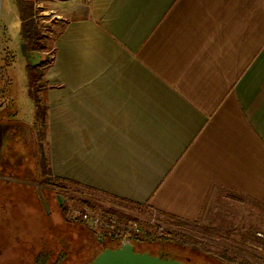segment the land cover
I'll return each instance as SVG.
<instances>
[{
	"label": "crops",
	"instance_id": "1",
	"mask_svg": "<svg viewBox=\"0 0 264 264\" xmlns=\"http://www.w3.org/2000/svg\"><path fill=\"white\" fill-rule=\"evenodd\" d=\"M23 1L58 28L29 50L17 0H0L2 72L6 51L24 55L19 89L0 74V187L37 189L34 126L6 110L35 111L26 67L49 56L38 95L53 176L193 229L257 215L245 241L263 251L264 0ZM15 135L18 158L4 153Z\"/></svg>",
	"mask_w": 264,
	"mask_h": 264
},
{
	"label": "rangeland",
	"instance_id": "2",
	"mask_svg": "<svg viewBox=\"0 0 264 264\" xmlns=\"http://www.w3.org/2000/svg\"><path fill=\"white\" fill-rule=\"evenodd\" d=\"M53 20L50 15L34 19L37 27L42 28L44 38L50 39L53 34L52 29H50L53 25ZM52 28L55 30L58 27L52 26ZM38 29L41 31L40 28ZM11 34L14 35L13 31ZM6 53L5 58L10 64L5 65L7 62L4 64V72H2L3 65H0V74L6 72L8 74L12 73L16 88L19 89L20 79L24 73L22 64L24 55L22 50L15 52L16 54L14 55L12 52L6 51ZM47 60L50 61L49 56ZM6 68L9 70H6ZM11 89L15 90V87H11ZM29 109L30 107L27 108L25 103L20 99V103L19 101L13 103L6 110V114L12 118L16 117V119L18 117L28 119L34 126L33 128L36 129L31 130L32 136H35L36 139L33 152L36 158V174L32 181H34L37 187L42 189L49 211L47 212L44 208L39 196H37L38 193L29 192V189L25 185L0 187V261L18 264V258L23 256V260L26 263H31L33 255L30 256L29 252L32 253L33 250L46 249L51 256H54L56 252L62 249L68 251V258L65 257L67 259L65 260L64 258L61 260L62 262L65 260V264H80L81 260L84 259L85 261L91 252L95 251L94 254H96V249L100 248V245L96 243L94 238L97 236L101 237V234L92 232V228L88 224L75 219L69 220L72 223L66 225L59 202L63 209H66V217H69V219L71 209H81L86 205L91 210L102 211L105 204L111 201L133 202L110 198L100 192L67 182L63 187L42 183L38 177L40 166L36 137V131L37 129L38 131L40 130L41 122L40 120H36L35 111L32 113ZM15 110L18 112L17 116L15 113L10 114ZM44 126L46 127V120ZM45 127L44 131L46 130ZM1 131L5 133L6 130L1 129ZM9 138V140H6L4 153L6 152L7 155H11L13 158H18L21 154L19 153V149H21L20 139L16 135ZM40 142L42 144V154L46 156L48 146L44 144L45 139L42 137ZM14 165L16 164L14 163ZM12 166L6 165L5 168L9 170L17 169L13 168L16 166ZM256 217L257 215L255 217L251 216L250 222H247L245 225L236 224L217 227L206 223L194 229L192 227L188 228L186 225L184 226L183 233L196 239V243H187L185 246H181L180 243H171L166 246L168 248L167 257L182 262H187L190 259V264H202L203 262H207V264H264V250L255 251L252 249V246L248 245L250 243L253 244V242L245 241V238H251V233L256 229H260L257 222L253 223V221H257ZM242 228L248 230L242 231ZM108 240H110L112 245L117 243L115 237L109 236L107 237ZM135 248L139 251L150 252L151 254L165 253V251H162L165 247L158 242L149 244L145 241H139L135 244ZM83 253L87 254L85 256L80 255ZM92 256L90 257L92 258Z\"/></svg>",
	"mask_w": 264,
	"mask_h": 264
},
{
	"label": "trees",
	"instance_id": "3",
	"mask_svg": "<svg viewBox=\"0 0 264 264\" xmlns=\"http://www.w3.org/2000/svg\"><path fill=\"white\" fill-rule=\"evenodd\" d=\"M17 6H18V8L20 10L19 14H20L21 21H22L21 22V28H20L21 39L27 44V47H28L29 50H36V51L37 50L38 51L43 50L45 48V40H44V36L42 35L41 31L38 29L37 24L35 23V21H34V19L32 17L33 16L32 3H28V2H25L23 0H17ZM48 62H49L48 60H45L44 62H42L38 66H30V65H28L26 67L29 93H30L31 98L34 101V104H35V118H36L37 121L40 120L41 126H40L39 129L43 132L42 133L40 130L38 131V129L36 131V137H37V142H38L37 154L39 156V166H40V170L38 172V176L40 177V181L42 183L48 184V185L63 187V186H65V184L67 182V183H71V184L76 185V186H81V185H78V184L73 183L71 181H68V180L53 176L51 171H50L47 158H46V156H44V154H42L43 151H42V144L40 142V139H42V137L45 138L44 122H45V115H46V106L41 101L38 93H39L40 89L43 86V82L41 81V77L43 76V71H44L43 69L48 64ZM81 187L89 189L86 186H81ZM36 191L37 190L35 189V191H34L35 194H37ZM41 192H42V189H41ZM29 204H31V203H29ZM59 206H60V209L62 211V214H63V217H64L66 225L72 223L66 217V209L65 208L63 209V207L61 206L60 202H59ZM173 222L180 223V224L182 223L181 221H179L178 219H175V218H173ZM99 237L100 236H97L96 238H94L96 243L98 245H100L99 246L100 248L96 249V251H97L96 254L102 248H104L105 246H108L107 237H109V236L101 235V237H103V242L98 241ZM108 241H110V240H108ZM139 241L140 242L145 241L146 243H149V244L158 242V243L162 244V246L165 247V248H166L167 245H169L171 243H174V244L175 243H180L181 246H185L187 243H196V239H194L192 236H189V235L184 234V233H174L172 236H170L168 238H158V237H149L148 236V237H146V238H144L142 240H132V242L134 244L138 243ZM165 248L164 249L160 248V249H162V251H165L164 254L166 255L167 252H168L167 251L168 248H166V249ZM136 250L139 251L138 249H136ZM60 251H63V252L59 253L58 260L63 258L64 255H65L64 253H66L65 250H60ZM94 253H95V251L91 252L89 257L86 258L85 261L83 259L84 262L82 264H86L87 262H90L94 258V256L96 255ZM85 254H87V253H83V254H80V255L85 256ZM157 254H159V253H157ZM47 256H48L47 254L38 253L36 258L38 260H43L44 263H47L46 262L47 261V258H46ZM90 256H92V258ZM202 264H207V262L206 263L203 262Z\"/></svg>",
	"mask_w": 264,
	"mask_h": 264
},
{
	"label": "built area",
	"instance_id": "4",
	"mask_svg": "<svg viewBox=\"0 0 264 264\" xmlns=\"http://www.w3.org/2000/svg\"><path fill=\"white\" fill-rule=\"evenodd\" d=\"M38 28L44 34L42 28ZM72 219L85 222L97 234L115 237L117 243L127 239L142 240L148 236L168 238L174 233H183L185 229L184 225L158 215L147 205L117 200L106 203L102 211L91 210L87 205L71 209L69 220Z\"/></svg>",
	"mask_w": 264,
	"mask_h": 264
},
{
	"label": "water",
	"instance_id": "5",
	"mask_svg": "<svg viewBox=\"0 0 264 264\" xmlns=\"http://www.w3.org/2000/svg\"><path fill=\"white\" fill-rule=\"evenodd\" d=\"M39 177V176H38ZM40 178V177H39ZM37 193L46 211H49L48 205L43 197L40 187H37ZM98 241L103 242V237ZM86 264H189L167 256L151 254L147 251H137L132 240L116 243L115 245L105 246L94 258Z\"/></svg>",
	"mask_w": 264,
	"mask_h": 264
},
{
	"label": "flooded vegetation",
	"instance_id": "6",
	"mask_svg": "<svg viewBox=\"0 0 264 264\" xmlns=\"http://www.w3.org/2000/svg\"><path fill=\"white\" fill-rule=\"evenodd\" d=\"M107 244H108V246H111L112 244H111V242L110 241H107ZM58 246V245H57ZM56 246V247H57ZM51 250V249H50ZM62 250V249H61ZM32 251V250H31ZM34 252V253H33ZM60 252H63V251H59V252H56V254H54V256H51L50 255V253H49V251L48 250H46V249H37L36 251H32V253L31 252H29V254H30V256L31 255H33V259H32V262L31 263H29V262H25V260H23V256H21L20 258H18L19 260V263L18 264H59L60 262H62L61 260H63L65 257H67V254H68V252H67V250H65V252L66 253H64L65 255H64V257L63 258H61L60 260H58V256H59V253ZM38 253H43V254H47L48 256L46 257L47 258V263H44L43 262V260H38L37 258H36V256H37V254ZM155 255H160V256H167V254L165 255V254H155ZM70 257V256H69ZM68 258V257H67ZM67 258H65V260L67 259ZM25 259V258H24ZM23 260V261H22ZM65 260L61 263V264H65L66 262H65ZM20 261H22V263H20ZM65 262V263H64ZM84 261L83 260H81V262H80V264H82ZM190 262V259H189V261H187L186 263H189ZM0 264H10V263H6V262H3V261H0ZM15 264V263H14ZM190 264V263H189Z\"/></svg>",
	"mask_w": 264,
	"mask_h": 264
}]
</instances>
